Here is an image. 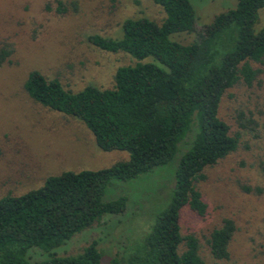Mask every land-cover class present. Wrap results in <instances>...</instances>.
I'll use <instances>...</instances> for the list:
<instances>
[{
  "label": "trees",
  "instance_id": "1",
  "mask_svg": "<svg viewBox=\"0 0 264 264\" xmlns=\"http://www.w3.org/2000/svg\"><path fill=\"white\" fill-rule=\"evenodd\" d=\"M152 1L165 12L161 23L126 18L120 38L88 37L101 50L124 52L139 60L119 66L111 88L89 84L72 91L38 70L25 78L23 88L30 98L80 118L99 148L126 151L129 159L97 170H65L48 175L37 188L1 195L0 264H105L96 240L76 254L57 255L54 250L104 215L123 213L127 197L104 201L107 186L112 180H131L167 164L194 124L193 139L174 172L168 204L156 215L140 247L124 260L111 257L106 264H205L197 238L181 234L180 211L189 206L204 213L206 205L195 182L205 178V167L237 148L240 133L231 134L230 126L219 118V103L226 90L240 81L252 84L258 70L251 62L264 65V28L257 32L253 28L264 0H237L234 8L216 15L188 44L171 40L170 35L193 30L191 1ZM56 2V10L64 13L62 0ZM13 51L9 42L0 45V67ZM147 57L154 61L141 62ZM246 125L238 122L240 129ZM234 231L229 218L212 230L207 243L214 258L229 257ZM182 243L185 249L179 253ZM32 249L46 257L32 262Z\"/></svg>",
  "mask_w": 264,
  "mask_h": 264
},
{
  "label": "rangeland",
  "instance_id": "2",
  "mask_svg": "<svg viewBox=\"0 0 264 264\" xmlns=\"http://www.w3.org/2000/svg\"><path fill=\"white\" fill-rule=\"evenodd\" d=\"M190 1L195 12L193 30L170 35L182 44L197 40L203 26L237 3ZM62 2L64 13L56 10V0H0V45L9 42L14 49L0 67V196L37 188L48 175L65 170H97L129 159L126 151L99 148L80 118L34 101L23 82L31 70H38L47 78H58L72 91L89 84L111 88L115 70L139 60L124 52L101 50L88 37L120 38V25L126 18L146 17L161 23L165 12L152 0ZM253 28L255 32L264 28V7L258 10ZM148 60L154 61L147 57L141 62ZM251 65L258 70L252 84L240 81L226 90L219 103V118L230 126L231 134L240 133L237 148L205 167V178L195 182L206 205L204 213L189 206L180 211L181 234L197 238L198 254L205 264H264V65ZM238 122L246 123V128L240 129ZM194 127L167 164L131 180H112L103 200L126 196V210L106 214L100 222L75 233L54 250L56 254H76L96 240L106 264L111 257L124 260L140 247L156 215L168 204L176 166L193 139ZM225 218L234 222L235 231L229 257L216 259L207 239ZM184 249L182 243L178 252ZM29 256L32 262L46 257L39 249L30 250Z\"/></svg>",
  "mask_w": 264,
  "mask_h": 264
}]
</instances>
